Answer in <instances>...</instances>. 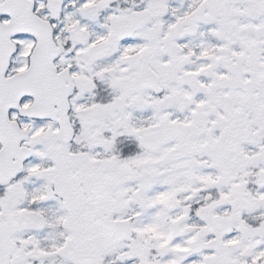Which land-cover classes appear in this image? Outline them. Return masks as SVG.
Listing matches in <instances>:
<instances>
[{
	"label": "snow or ice",
	"instance_id": "snow-or-ice-1",
	"mask_svg": "<svg viewBox=\"0 0 264 264\" xmlns=\"http://www.w3.org/2000/svg\"><path fill=\"white\" fill-rule=\"evenodd\" d=\"M0 264H264V0H0Z\"/></svg>",
	"mask_w": 264,
	"mask_h": 264
}]
</instances>
